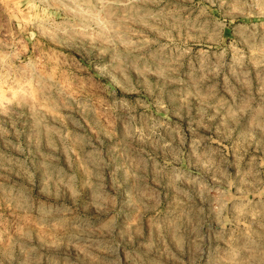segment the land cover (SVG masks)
Wrapping results in <instances>:
<instances>
[{"label":"clouds","instance_id":"1","mask_svg":"<svg viewBox=\"0 0 264 264\" xmlns=\"http://www.w3.org/2000/svg\"><path fill=\"white\" fill-rule=\"evenodd\" d=\"M0 264H264V0H0Z\"/></svg>","mask_w":264,"mask_h":264}]
</instances>
